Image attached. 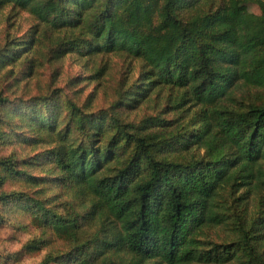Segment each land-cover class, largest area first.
Returning <instances> with one entry per match:
<instances>
[{
    "label": "trees",
    "instance_id": "obj_1",
    "mask_svg": "<svg viewBox=\"0 0 264 264\" xmlns=\"http://www.w3.org/2000/svg\"><path fill=\"white\" fill-rule=\"evenodd\" d=\"M5 9L35 23L0 43V82L68 55L129 62L102 99L105 63L0 89V224L26 236L0 264H264V0Z\"/></svg>",
    "mask_w": 264,
    "mask_h": 264
},
{
    "label": "rangeland",
    "instance_id": "obj_2",
    "mask_svg": "<svg viewBox=\"0 0 264 264\" xmlns=\"http://www.w3.org/2000/svg\"><path fill=\"white\" fill-rule=\"evenodd\" d=\"M34 21L25 13H12L9 9H5L0 13V43L6 34L10 36H21L23 35L29 27L34 25ZM129 61H124L122 58L118 57H100V58H80L75 55H68L59 62L52 64H43L42 67L36 68L34 73L30 77H25L24 73L26 67H15L13 73L16 71L18 74L19 82H13L10 78L2 79L0 82V89L4 88L6 90V84L13 85L11 90L7 92L12 97H30L35 95L38 91L44 89L51 83H54L55 87H65L66 82L69 79L80 78L83 79L94 69H97L100 65L104 63L108 66L109 71L104 76V78L99 82L98 94L100 99L102 95L108 94L110 87L114 86L116 83L122 81L124 77L127 76L126 69L127 63ZM16 72V73H17ZM135 76V75H134ZM84 89H88L85 95L91 90L93 91L96 87V83H87L82 80L81 84ZM105 97V96H104ZM20 156L27 155L29 152L17 148ZM26 240V236L16 232L13 228L0 224V256L6 253H11L19 249L21 244ZM39 256L25 259L26 263H33L39 260Z\"/></svg>",
    "mask_w": 264,
    "mask_h": 264
}]
</instances>
